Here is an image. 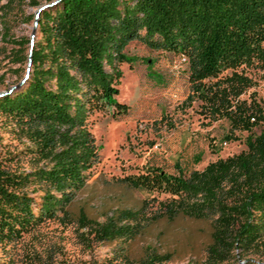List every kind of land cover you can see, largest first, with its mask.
I'll use <instances>...</instances> for the list:
<instances>
[{"label":"trees","instance_id":"16d2710c","mask_svg":"<svg viewBox=\"0 0 264 264\" xmlns=\"http://www.w3.org/2000/svg\"><path fill=\"white\" fill-rule=\"evenodd\" d=\"M35 20L37 39L13 40L26 44L22 58L30 50L26 75L0 94V127L21 141L0 158V239L64 213L86 183L98 160L90 117L128 111L116 94L131 39L186 58L183 103L197 101L208 122L225 118L226 138L264 125V99L254 90L241 96L264 75V0H56ZM244 144L201 169L145 166L119 179L164 194L166 214L213 217L208 264H218L234 241L245 248L264 242V128ZM100 229L106 238L128 232L110 221ZM234 264L264 262L246 257Z\"/></svg>","mask_w":264,"mask_h":264},{"label":"rangeland","instance_id":"374dc122","mask_svg":"<svg viewBox=\"0 0 264 264\" xmlns=\"http://www.w3.org/2000/svg\"><path fill=\"white\" fill-rule=\"evenodd\" d=\"M45 2L0 5V91L23 77L26 44L13 40L39 37L33 21L36 8ZM16 49L22 52L15 54ZM123 51L130 61L118 65L116 98L128 105V111L117 117L106 111L90 117L98 160L86 183L64 213L58 211L19 237L0 239V264L209 263L213 217L166 214L159 203L164 194L130 187L119 178L145 166L168 172L201 169L210 160L245 148V137L258 134L264 125L234 130L236 137L226 138L225 118L208 122L198 112L197 101L183 103L188 91L184 56L149 48L137 39L128 41ZM252 90L264 99V75L241 96L249 98ZM20 145L0 127V158ZM108 221L127 226L128 232L102 237L100 227ZM227 254L218 264H234L246 257L264 262V242L245 248L234 241Z\"/></svg>","mask_w":264,"mask_h":264},{"label":"water","instance_id":"95a60500","mask_svg":"<svg viewBox=\"0 0 264 264\" xmlns=\"http://www.w3.org/2000/svg\"><path fill=\"white\" fill-rule=\"evenodd\" d=\"M56 0H50V1H47V2H45V3H42V4H40L37 8H36V11H35V14H37V12L41 9V8H43V7H45V6H47V5H49V4H51V3H53V2H55ZM35 19H34V21H33V25L35 24ZM30 50H29V48H28V52H27V61H26V71H27V68H28V66H29V62H30ZM26 71H25V73H24V76L26 75ZM11 87H9L6 91H8L9 89H10ZM5 91L3 90V91H0V94H2V93H4Z\"/></svg>","mask_w":264,"mask_h":264},{"label":"built area","instance_id":"2783aa9c","mask_svg":"<svg viewBox=\"0 0 264 264\" xmlns=\"http://www.w3.org/2000/svg\"><path fill=\"white\" fill-rule=\"evenodd\" d=\"M182 59H185V60H186V58H185V57H182Z\"/></svg>","mask_w":264,"mask_h":264}]
</instances>
